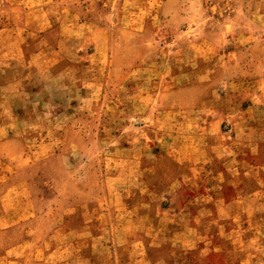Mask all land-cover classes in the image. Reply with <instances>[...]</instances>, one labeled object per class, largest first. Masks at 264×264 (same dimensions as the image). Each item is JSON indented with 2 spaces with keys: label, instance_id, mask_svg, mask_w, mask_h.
<instances>
[{
  "label": "rangeland",
  "instance_id": "rangeland-1",
  "mask_svg": "<svg viewBox=\"0 0 264 264\" xmlns=\"http://www.w3.org/2000/svg\"><path fill=\"white\" fill-rule=\"evenodd\" d=\"M0 264H264V0H0Z\"/></svg>",
  "mask_w": 264,
  "mask_h": 264
},
{
  "label": "crops",
  "instance_id": "crops-1",
  "mask_svg": "<svg viewBox=\"0 0 264 264\" xmlns=\"http://www.w3.org/2000/svg\"><path fill=\"white\" fill-rule=\"evenodd\" d=\"M214 116H216V118L218 117V119H216L215 120V117L214 118H210V120H208V123H210L211 124V126L209 125V124H206V126H204V131L205 132H207L208 134H210V133H213V132H217V131H213V130H211L210 128H212V126L214 127L215 125H217L219 122H221V118L223 117L222 115H214ZM233 116H235V115H233ZM231 130H234V127H232V129ZM235 132H237L236 130H234L232 133H235ZM218 134H220L219 133V131H218ZM223 134H228L229 135V133H223ZM202 150V149H201ZM234 158V157H233ZM228 160V157L225 159V161H224V164H225V162ZM233 165H234V163H232ZM219 173H221V172H219ZM225 179H223L222 178V180L220 179V181H224ZM222 195L220 196V205L218 206V212L219 213H233L234 211H235V205H233L234 203L233 202H235V196L233 197V200L234 201H227L226 199H227V197H226V195H225V193L224 192H222L221 193ZM226 197V198H225ZM222 203V204H221ZM218 204H219V202H218Z\"/></svg>",
  "mask_w": 264,
  "mask_h": 264
}]
</instances>
